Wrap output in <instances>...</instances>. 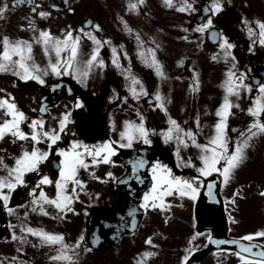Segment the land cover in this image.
Returning <instances> with one entry per match:
<instances>
[{
	"label": "flooded vegetation",
	"instance_id": "obj_1",
	"mask_svg": "<svg viewBox=\"0 0 264 264\" xmlns=\"http://www.w3.org/2000/svg\"><path fill=\"white\" fill-rule=\"evenodd\" d=\"M33 1L36 5H40L38 11L46 10L50 12V15L48 17L41 18L39 17L38 12L31 13L30 10L17 7L12 4L11 0H7L9 3V10L3 18H0V38L4 35H8L12 39H32L33 34H22L19 33V30L20 26L23 25L25 21L29 23L30 18L33 16H35V23L40 27V29L54 27L57 22L56 25H59L58 32H51L58 36L62 35L63 30L68 29L69 26L71 27L68 15L72 11H57L59 7V2L57 0ZM4 2L5 0H0V4H3ZM53 4L58 5V7H51ZM83 7L85 16L79 19L77 23L81 28H84L82 25L84 19L88 17L92 18L93 26L91 28H84L85 32H90L93 28L95 30L94 25L97 23L100 24L101 29H96L95 34L103 41V47L106 48L105 51H101L100 49V58L104 59L105 65L98 66V71L96 72L98 80L95 87L96 92L94 94L82 92L76 85V79L68 74L61 77L53 76L54 78L46 80L47 83L41 85L42 87L38 89V85L40 84L37 81L30 80L26 82L18 79L11 73H0V90H4L0 91V97L6 96L8 93H12L19 107L29 117L37 118L43 116L46 119L45 126L47 128H58L59 118L65 111L70 110L72 112V122L69 123L68 127L72 131L62 134L63 139L58 141V144L61 147L70 146L72 139H80L89 145L99 144L109 138L119 139L118 107H127V111L130 113L127 117L129 120H138L137 113H135L137 112L136 105L137 107L138 105L142 107L138 109L143 113V115L145 113H149L150 116V111L146 110V107H151L152 104L156 103L152 96L157 90L161 91L167 97L171 96L174 100H184L185 108H182V111L184 113L186 112V114L183 113L182 115L173 117L179 121L184 128H192L194 131L200 132V129L196 127L197 115L200 117L201 124H203L204 120H206L208 125L204 127L203 133L200 134L206 137L212 130L211 125H213L218 119L215 113L216 109L221 104L224 95L222 84L226 78L227 69L231 67V63L223 58L222 52L217 51L214 53V55L218 56V59L214 60L212 58L213 56H210V59L208 60L209 63L213 64L209 67V69H213V72L222 79L218 92L212 93L210 87L203 82V79L206 78V73H204L203 70L200 72V66L196 65L192 58H190L192 61H188L185 66L178 63V61L183 60L181 50L177 51V49H172L170 51L171 59L168 61L166 44H164L163 41H160V45L156 48L155 45L150 43V39L147 36L142 37V41L144 43L141 48H138L136 52L134 49L130 50L129 41L127 39V37L130 38V36L125 31L120 33V29L118 28L116 34L119 38L126 39L127 42H114L112 37L115 33L114 30L111 29L112 24L110 23V19H106L104 21L101 20L103 18V11L92 7L90 4L84 5ZM71 8L74 9V11L76 10L82 12L80 6H76L74 0H71ZM106 11L109 12V9H106ZM10 13H25L27 15L26 18L8 16ZM77 15L79 16L80 14L78 13ZM113 21L114 25H119L121 18L117 17ZM74 34L81 36V42L82 40L86 41V39H88V36L84 33L80 32ZM161 34L164 41H166V34ZM227 37L230 42L235 44V48L229 50L232 53L235 49L242 47V45L245 50L248 48L247 44H243L245 41L244 35L236 32L232 35L229 34ZM112 47H116L117 49L120 64L124 68L129 66L131 67L132 73L138 76L143 82L149 96H141L139 101L131 96L127 87V85L130 84V81L126 78L122 69L112 62ZM37 48L38 45H34L35 56ZM148 48L156 49V56L163 65L166 73V79H161L159 76L157 79L155 73H152L155 69L150 67L141 59V50L144 51L146 56H151V53L147 52ZM0 50H2V45H0ZM245 52L246 51H242V55L245 56ZM125 53H127V55H125ZM81 58L82 57L80 56V59ZM230 60L231 57H229V61ZM167 63H172L171 71ZM237 69L239 70L237 74H239V72H245V67L241 68L240 65H237ZM196 73L199 74L200 85L199 90L193 92L190 89V85L193 83ZM170 75L174 76L178 80V92L175 97L168 93L166 89V84H169L170 82ZM60 80L69 82L70 86L74 90L73 93L69 94L63 84H61L60 87H56L52 90L45 104H43L44 106H48V111L41 113L39 111V103L42 89L47 84ZM245 82L247 83V81ZM88 86L89 84H87L85 89H89ZM114 89L115 92L113 91ZM185 89L188 90L186 94H184ZM246 92V90H242L241 96L238 98L241 106L245 102ZM125 96L128 97L127 101L124 100ZM77 98L84 101L85 106L83 108L75 107ZM114 111L116 112L113 113L112 116H109ZM2 118L3 114L0 112V119ZM231 119L232 116L229 117L230 131L233 127H246L245 122H243L244 117H239V119L233 123L230 121ZM113 120L116 125L115 129L112 130V134H108L106 132V128L107 126H112ZM151 121L152 120L149 117H146V124L149 128ZM158 121L159 130L168 127L165 115H160ZM23 127L25 131H31L27 124L23 125ZM234 134L237 135L236 132H234ZM164 143L165 142L161 135H159L158 138H153V144L149 145L151 148L148 152V157L151 161H154L155 159L162 160L172 167L174 172L178 175H183L185 177L198 175L195 168H192L191 166H185L183 168L178 167L175 148ZM32 146L33 142L30 139L28 141L19 139L14 140V138L9 136L6 137L5 140L0 141V156L4 157L5 163L12 165L14 164L15 156L19 155L23 148L27 147L28 149H31ZM38 146L41 149H47V144L43 141H41ZM140 146L145 145L142 142L137 141L134 148H139ZM54 148L55 146H53V149ZM189 148L190 149H181L182 155L185 158L191 156L194 160H197L198 150L195 147ZM123 150L127 149H120V151ZM60 159L61 157L59 154L52 151L49 159L41 166L43 172L58 178V164ZM113 159L116 160L117 163L109 164L102 162L98 166H92L95 168V174L104 177L108 171H112L117 178L123 179L124 177L129 176L124 162L115 156ZM3 171V169H0V174H3ZM140 174L145 177L144 184H140L135 179L125 184L117 183L115 179H107L106 181L96 180L91 176L88 170L81 169V178L87 181L86 190L79 193L80 199L76 200L73 205L77 211L75 213L67 212L65 214L69 215L73 213L75 218H79L80 216L78 226L68 233L67 230L62 231L60 227H57V231L53 232L64 233L68 242H74L79 235H87V232L90 229V219L93 214H106L114 206L123 208L126 204V198H129L140 207L143 193L149 190L150 183L148 184V181L150 180L151 175L148 169H142ZM38 175L39 174L37 173H29V184L27 186L18 187L13 193L10 201V206L15 209L13 214H9L7 210L3 208L2 204H0V249L5 245H11L15 250H18L17 241L12 240L11 235L13 231L20 234V224L23 222V212L26 210H32L33 206L31 201L33 197L30 194V189L38 183ZM204 180H206V177ZM221 182V193L225 213L222 215V213L210 211L211 214H220L223 217L224 215L226 216L229 226L227 237L243 238L246 234L253 233L252 231H249L242 232L241 234L234 226L236 225V217L245 218L253 213L251 210L232 209L239 199V181L231 179L228 184H224L223 180ZM126 185L131 187L129 192L126 190ZM140 186L145 188L139 190L138 192ZM44 190L51 195L55 194V189L52 185H45ZM165 199L171 202L169 208L161 210L159 206H157L154 209L149 208L146 211L143 209L137 231L132 234L123 233L116 247L112 246L111 241L105 240L99 242L95 248H90L85 241L84 247L90 248L91 251L81 249L79 251L78 259L75 260L74 264H90L91 262H94V264L96 262L98 264H137V260L145 251H153L155 253L154 256L147 258V264H182L183 256L186 254V250L189 248L190 242L192 245H196L198 247L197 250L189 257L188 264H241L240 257L235 255L236 250H231L225 246H221L220 248H214L211 246V241L208 240V236L211 235L213 237L214 229L217 228L216 224H222L224 221L221 219H211L203 225L204 221L199 218H203V216H206L208 212L204 208L198 210L199 199L192 201L187 197L181 198L179 195H170ZM45 207L47 211L53 215H44L38 211H34L36 213V221L39 218L43 219V217L55 218L57 209H55L52 205H45ZM84 214L88 220H82L84 218ZM86 223L88 224L86 225ZM33 227H44L46 230L51 231L43 226L40 221H38ZM97 228L100 231H105V222L103 220L98 221ZM196 232L201 233V235L195 240H192L191 238ZM149 237H151L154 241L155 247L146 243V240ZM28 239L31 243L23 245L24 251H22L25 254L28 251L30 253L25 257L26 264H57V262L49 259L51 255L55 254L54 251L50 250L48 246H38L39 240L37 237L29 235ZM255 239L256 241L264 242L263 237H257ZM42 250H44V254L43 259L41 260L40 255ZM9 259L10 258H6L4 256L0 257V261H3V264H6Z\"/></svg>",
	"mask_w": 264,
	"mask_h": 264
},
{
	"label": "snow or ice",
	"instance_id": "obj_2",
	"mask_svg": "<svg viewBox=\"0 0 264 264\" xmlns=\"http://www.w3.org/2000/svg\"><path fill=\"white\" fill-rule=\"evenodd\" d=\"M12 4H23L25 0H11ZM27 3L32 5L33 0H27ZM145 3V0H130L128 5L129 10H139V5ZM164 4L173 8L176 7L179 11L185 13L197 12L195 7V0H164ZM51 7H58V5H51ZM224 7L223 0H209L203 7V12L207 14L205 20H202L196 25L193 31L200 33H208L213 40L219 41V48L222 51L223 58L231 63L226 71V78L223 81L222 87L224 95L221 104L216 109L217 121L211 125L210 133L205 137V142H200L198 136L203 133L206 125L201 124L200 117H196V127L200 132L194 131L192 128H184L179 121L168 114L167 104L171 103L169 97L165 96L161 91L157 90L152 98L156 103L152 107H158L160 110L168 114V127L159 130V135L163 137L164 142H175V155L178 161V167L191 166L195 168L198 175L185 177L174 172L173 168L160 159L149 161L144 156L131 161V175L123 179L115 177L112 171H108L104 177L95 174V168L102 162L115 164L114 156L121 148L132 149L137 141L144 145H152V135L157 133V129L149 128L146 124V117L137 108L138 120H125L123 127L119 132V139L109 138L99 144L89 145L80 139H72L70 146L61 147L58 141L63 139L62 134L71 132L68 127L72 122V112L65 111L58 120V128H47L46 119L41 116L37 118L29 117L18 105L12 93L0 97V112L3 118L0 119V141L11 136L12 138L33 142L31 149L23 148L19 155L14 158V164L9 165L4 162V157L0 156V169H3V174H0V204L7 210L9 214H13L15 209L10 206V201L15 190L20 186H27L29 184V173H37L38 183L31 187L30 194L33 199L31 201L32 211H38L44 215H53L49 213L45 205H52L57 209L55 218L59 219L65 216L67 212L75 213L77 210L73 207L76 200L80 199L79 193L86 190L87 181L81 178V169L88 170L91 176L100 181L107 179H115L117 183L127 184L129 181L135 179L140 184L145 183V177L140 174L142 169H148L150 172V186L149 190L145 191L142 196L140 207L145 211L149 208H156L159 206L161 210L169 208L170 201L165 198L170 195H179L181 198L187 197L192 201H196L201 193V187L205 184V177H212L217 174L222 177L223 183L228 184L234 177L239 167L248 159V150L253 146L254 140L264 136V82H258L257 91L252 95V103L246 109L247 113L252 117L246 127L231 128L232 132L237 135L233 138L230 132L229 117L235 113L232 111L233 107L239 108V103H236L232 97L239 98L242 90H246L250 95L253 93V85L246 83V73L239 72L236 65V58L234 54L229 51L235 48V44L230 42L226 35L221 36L214 30L213 17L220 13ZM40 5H34L31 8L33 13H37L39 17L44 18L50 15L46 10H40ZM9 10V3L7 0L0 4V18ZM68 11H74L69 8ZM123 20V17H121ZM88 25H92V20H87ZM256 28H254L253 21L244 17L243 24L246 27L249 38L256 37L252 40V46L249 47L250 52L255 51L256 44L264 46V20L256 19L254 21ZM25 27L21 25V28ZM28 27L33 31L32 39L17 38L12 39L8 35L0 38V73H11L18 79L23 81L34 80L39 84L47 83L45 77L50 73L57 77L65 74L74 75V78L84 87H87V78L95 65L104 66V59L100 58V49L103 47V41L96 36L94 32H85L84 28L80 29L81 33L88 36L94 43L95 47L87 60L81 61V36L74 34L75 30H63L62 35H56L49 29H37L35 23V16L30 18ZM95 29H101L100 24L94 25ZM125 30L131 33L133 29L128 26V22L124 21ZM190 31V29H185ZM38 33V34H37ZM183 39H190L189 36H184ZM136 40L140 45L143 41L139 33L136 34ZM110 43V41H109ZM34 45H40L43 54L47 57L46 64H40L36 61L34 53ZM158 47V46H157ZM147 52L151 53L148 57L144 51L141 50V59L150 67L155 69L157 76L161 79H166V73L163 65L156 56L155 48H148ZM113 64H116L122 69L126 78L130 81L127 85L131 96L139 101L141 96H149V93L140 78L132 73L131 67L124 68L118 59L116 47H112ZM54 54V55H53ZM127 55V53H125ZM229 57L231 60L229 61ZM214 60L218 59L217 55H213ZM178 63L183 64L180 60ZM200 80L199 74L196 73L190 89L193 92L199 90ZM60 87L59 84L54 85ZM4 91V90H0ZM71 92L72 89L68 88ZM115 92V89L113 90ZM127 101L128 97L125 96ZM84 101L77 98L75 103L76 108H83ZM41 113L48 111L47 106L39 109ZM27 124L31 131H25L23 125ZM113 129H115V121H112ZM43 141L47 144V149H41L38 145ZM118 145V146H117ZM53 146L55 148L53 149ZM181 147L189 148L195 147L197 151V160L191 156L185 158L182 155ZM55 151L59 154L61 159L58 164V178L45 174L42 169V164L49 159L50 153ZM215 181L207 184V191L209 197L215 199L213 193V186ZM45 185H52L55 189V194L51 195L44 190ZM99 195V194H97ZM264 195V193H262ZM86 211V210H85ZM132 214V213H130ZM28 216V212L24 213ZM11 226V225H10ZM133 228L136 227V220L133 218L131 222ZM20 234L15 231L12 232L11 239L17 241L18 251H24L23 245L31 243L28 236L37 237L39 240L38 246H48L50 250L54 251V255L49 257L50 260L57 262V264H74L78 259L79 251H91L90 248L84 247L86 236L79 235L74 242H68L64 233L48 231L44 227H33L30 224H20ZM201 233L196 232L192 236L195 240ZM264 237V230L256 231L246 234L242 239L248 241L243 243L238 240H229L226 243L238 244L239 250L235 251V255L240 257L241 264H264V242L256 241L255 238ZM101 237L94 236L92 243H99ZM208 240L219 245L225 243L221 240H213L211 235ZM146 243L154 245L151 237L147 238ZM196 245L190 242L186 254L183 256L182 264H188L189 257L197 250ZM153 251H145L137 260V264H147V258L154 256ZM16 258L13 257L9 264H13ZM3 264V261H0ZM20 264H26L21 259Z\"/></svg>",
	"mask_w": 264,
	"mask_h": 264
},
{
	"label": "rangeland",
	"instance_id": "obj_3",
	"mask_svg": "<svg viewBox=\"0 0 264 264\" xmlns=\"http://www.w3.org/2000/svg\"><path fill=\"white\" fill-rule=\"evenodd\" d=\"M204 0H195V7L198 9V5ZM209 1V0H208ZM76 6H80L82 12L79 11H72L69 13L68 18L70 21L71 29L75 30L74 33H80L79 29L81 28L80 25L77 23V21L83 16H85L83 12V6L90 4L92 7L97 8L98 10L103 11V18L101 20L110 19L111 29L114 30L115 35H113L112 40L114 42H127L126 39L119 38L116 34V31L118 28L120 29V33L125 31L129 36L127 37L130 50L134 49L138 50V48H141L142 45L138 43L136 40V34L139 33L140 38L142 40L143 36H147L150 39V43L152 45H155L156 48L158 45H160V41L164 40L162 37V34L164 31L168 34V39L165 41L166 44V53H167V60L170 61L171 59V52L169 51L170 48L177 49V51L181 50L182 58L184 63L182 66H185L188 61L194 60L195 64L200 66V72L203 70L204 73H206V78L203 79V82L207 84L208 87H210L212 93L218 92L220 82H222V79L220 76H218L216 73L213 72V69H209L213 64L209 63L208 60L210 59V56H213L214 53H203L202 51H199L198 48L195 46L198 43L200 45H203L204 49H207V45L205 44V38L202 36L200 32L193 31L191 28L192 22H193V15L196 12L193 13H185V12H176L174 10L175 7L169 8L164 4V0H145V3L139 5V10H129L125 7H123V3L121 0H74ZM224 7L222 11L218 14H216L213 18V22L215 24H218L220 29H223L226 35L228 34H234V33H240L238 30V27L244 30V33L246 34V27L243 24L244 17H247L250 21H253V27L256 28V25L254 21L256 19L264 20V0H223ZM159 4H162V10L159 9ZM106 9H109V12L106 11ZM162 11V12H161ZM80 14L79 16L77 14ZM25 13H18V14H9L8 16H16V17H22L26 18ZM121 18L123 17V20H121L119 25H114V19L115 18ZM128 22V26L133 29L131 33L125 30L124 27V21ZM57 23V22H56ZM54 25V27L48 28L49 30L57 33L59 25ZM28 24L26 21L23 23L25 27L21 28L19 33L22 34H33L32 29L28 27ZM37 25V24H36ZM37 29H40V27L37 25ZM57 29V31H56ZM94 29V28H93ZM185 29H190V31H185ZM195 29V28H194ZM96 33V29L94 31H91ZM78 35V34H76ZM184 36H189L190 39L185 40L183 39ZM170 40V41H169ZM87 41V42H86ZM86 41L82 42L80 41L81 46V61L87 60L91 54L92 49L95 47L93 41L88 37ZM250 41V40H248ZM86 43V46L84 45ZM150 46L152 47V45ZM259 44H256V47ZM133 46V47H132ZM252 46V45H251ZM255 47V50H256ZM217 49V48H215ZM90 50V52L88 51ZM106 48L102 47L101 51H105ZM120 51V50H119ZM223 51V50H222ZM242 51H244V46L235 49L234 56L236 58V65H240V67L244 68L246 67L245 73L247 72V83H249L248 76H249V69L250 67H253L255 64H260V54L264 52V46L261 47V51L259 54L254 52H247V54L242 55ZM249 51V50H248ZM264 58V53L261 55ZM36 61L40 64H46L47 63V57L43 54L42 48L40 45H38L37 52H36ZM192 58V59H190ZM168 64V63H167ZM170 71L172 69V63H169ZM249 66V68H248ZM98 71V65L93 66L91 73L89 74L87 78V84H89V89H85L83 85H81L76 80V85L81 89L84 93H95V87L97 83V77L96 72ZM155 73L156 78L158 79V76L156 72ZM55 76L54 74H49L46 76V80L52 79ZM74 78V75H71ZM153 77V74H152ZM159 83V82H158ZM42 86L41 84L38 85V89H40ZM166 89L168 93L175 95L178 92V80L170 75V82L169 84H166ZM188 90H184V94H186ZM256 91L253 89V93L250 95L246 92V98L245 102L240 106L239 108L233 107V112L235 113L232 115V119L230 120L232 123L239 119V117H244L243 122H245V125L249 123V121L252 119V117L247 113L246 109L250 106L252 103V95H254ZM171 100V103L167 104L168 107V114H170L172 117H176L179 115H182L184 112L182 111V108H185V102L182 99L174 100L171 98V96H168ZM232 99L239 103L240 100L236 97H232ZM181 107H179V106ZM125 108V109H124ZM137 108H142L140 105H136ZM189 108V107H188ZM146 110L150 111L149 113H145L144 115L146 117H149L152 121L150 124V128L157 129V133L152 135V139L154 137L158 138L159 136V117L160 115H165L167 124H168V114L160 110L158 107H146ZM118 131L120 132L121 128L123 127V122L125 120H129L127 117L130 115V113L127 111L126 106H119L118 109ZM112 112L109 116H112ZM137 113V112H135ZM186 114V112L184 113ZM203 125H208V122L204 120ZM169 126V125H168ZM113 127L107 126L106 132L108 134H112ZM230 135L235 138L236 135L234 132L230 131ZM198 139L200 142H205V137L202 135L198 136ZM166 144V143H164ZM167 145H170L175 148V142L167 143ZM181 149H190V148H183ZM172 151V149H171ZM239 177V178H238ZM235 181H241L243 187L240 188V197L238 200H246L249 205V209L256 213L254 216L253 213L250 214L249 218H240L236 217V230L242 234V232H249V231H257V230H264V195H262L263 192L260 190H264V138L262 141L255 139L253 146L248 150V159L239 167V169L236 171L234 177L232 178ZM232 209L235 210H241L239 206L235 205L232 207ZM28 212V216L25 217L24 213ZM78 216V215H77ZM86 215L84 214V218L82 220H88L86 218ZM80 220L79 218H75L74 214L71 213L69 215H66V218L64 216H61L59 219L53 218V217H43V219H37L36 221V213L32 210H26L23 212L22 215V223L30 224L31 226H35L38 221L42 223L43 226H45L47 229L51 231H57L56 228L60 227L62 231H66L67 233L72 231L73 229L77 228L78 223ZM88 223H86L87 225ZM27 254H30L29 251L25 254L24 252L15 250L11 245H5L0 249V257L4 256L6 258H10L9 261L12 260L13 257L16 258L15 261H13V264H20L21 259L26 262L25 257ZM44 250H42V253L40 255L41 260L43 259ZM9 261L6 262V264H9ZM90 262V261H89ZM45 264V263H43ZM90 264H94V262H91ZM95 264H98L97 262Z\"/></svg>",
	"mask_w": 264,
	"mask_h": 264
},
{
	"label": "water",
	"instance_id": "obj_4",
	"mask_svg": "<svg viewBox=\"0 0 264 264\" xmlns=\"http://www.w3.org/2000/svg\"><path fill=\"white\" fill-rule=\"evenodd\" d=\"M61 2L64 3V6L66 5L65 8H68V6H69V0H62ZM18 4L20 6H23V4H20V3H18ZM253 82L256 83V84H258V82H264V67H257L254 70ZM51 87L52 86H47L44 89V91L42 93V98L47 97L48 95H50L49 92H50V88ZM136 154H138L137 151H134L132 153H129L127 151V152L121 153L119 156L122 157V160H124L126 162H129V166L131 167V163H130L131 160L128 157H130V156H136ZM213 178H215V177L212 176L211 178H209V180L206 182V185L205 186H207V184L210 183V181ZM213 193H214V195H215L216 198L215 199H212L211 197H209V200L212 203H214V204H205V201L203 200L204 198H206L208 196V191H206L205 193H203L202 194V197H201L202 199L200 201L201 203H200L199 209L201 210V209L204 208L208 212V214L206 216H203V218H201V217L199 218L200 220H203L204 221L203 225L206 222L210 221L211 219H214V218L218 217L217 215L211 214L210 211H213V212L216 211V212H218V211H221L222 210V205H221L222 203L220 205L217 203V200L218 199L221 200V196H220V183L219 182H218V188L216 190L214 189L213 190ZM217 196H218V198H217ZM112 210H111L112 211L111 213H108L106 215L105 214H103V215L94 214L93 215V218H92V228H91V230L89 232V235H88L89 236L88 242L90 244H92V246H94V244L92 243V240H93L94 236H97V232L94 229L95 228V225L97 224V222L100 221V220H102V219H107V220H112L113 218L116 219V217H117L116 214H117V211L119 209L114 208ZM134 210H135V208L132 207L131 204H129V205L127 204V206H126V208H125L124 211H127L129 213L130 222L127 223V224H123V225L120 226V228L118 230L119 234L121 233V231L132 232L135 229V228H133L131 226V222L133 220V215H134ZM130 213H132V214H130ZM118 217H120V215ZM134 219L136 220V226H137L138 218L136 217ZM116 230H117L116 227L115 226H112V228L108 229V231L106 233H103L102 234L103 238L109 239L111 237V235H119V234H116V232H115ZM215 235H216V237H221V234H220L219 231ZM215 240H219V239L216 238ZM227 241H229V240H227ZM238 241L243 242V243H248V242L244 241L243 239H238ZM227 246L230 247V248L239 249L238 244H229V243H227Z\"/></svg>",
	"mask_w": 264,
	"mask_h": 264
}]
</instances>
